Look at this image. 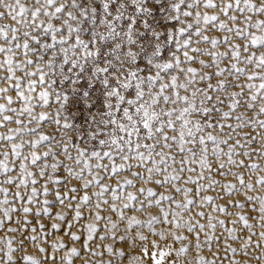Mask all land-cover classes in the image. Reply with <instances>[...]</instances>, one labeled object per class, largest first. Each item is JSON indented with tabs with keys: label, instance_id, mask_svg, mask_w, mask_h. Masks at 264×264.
<instances>
[{
	"label": "snow or ice",
	"instance_id": "obj_1",
	"mask_svg": "<svg viewBox=\"0 0 264 264\" xmlns=\"http://www.w3.org/2000/svg\"><path fill=\"white\" fill-rule=\"evenodd\" d=\"M0 264H264V0H0Z\"/></svg>",
	"mask_w": 264,
	"mask_h": 264
}]
</instances>
